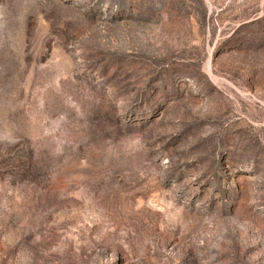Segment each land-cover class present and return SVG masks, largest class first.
Masks as SVG:
<instances>
[{"label": "rangeland", "instance_id": "374dc122", "mask_svg": "<svg viewBox=\"0 0 264 264\" xmlns=\"http://www.w3.org/2000/svg\"><path fill=\"white\" fill-rule=\"evenodd\" d=\"M0 264H264V0H0Z\"/></svg>", "mask_w": 264, "mask_h": 264}]
</instances>
